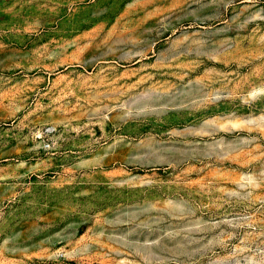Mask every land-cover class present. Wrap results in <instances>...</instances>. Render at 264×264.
<instances>
[{
    "label": "rangeland",
    "instance_id": "obj_1",
    "mask_svg": "<svg viewBox=\"0 0 264 264\" xmlns=\"http://www.w3.org/2000/svg\"><path fill=\"white\" fill-rule=\"evenodd\" d=\"M0 264H264V0H0Z\"/></svg>",
    "mask_w": 264,
    "mask_h": 264
}]
</instances>
